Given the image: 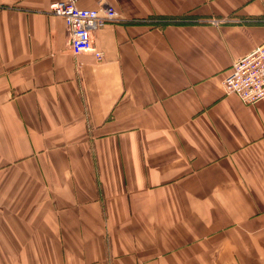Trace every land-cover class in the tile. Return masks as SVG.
<instances>
[{
  "label": "crops",
  "instance_id": "0c3cea01",
  "mask_svg": "<svg viewBox=\"0 0 264 264\" xmlns=\"http://www.w3.org/2000/svg\"><path fill=\"white\" fill-rule=\"evenodd\" d=\"M63 1L0 0V264H264V0H80L101 62Z\"/></svg>",
  "mask_w": 264,
  "mask_h": 264
},
{
  "label": "built area",
  "instance_id": "2783aa9c",
  "mask_svg": "<svg viewBox=\"0 0 264 264\" xmlns=\"http://www.w3.org/2000/svg\"><path fill=\"white\" fill-rule=\"evenodd\" d=\"M80 0H66L50 5V14L64 20L70 36L73 54L81 56L93 53L98 61L104 56L94 45V34L121 21V16L111 7L87 10L79 7ZM218 24L217 21L213 22ZM226 95H235L247 105H255L264 99V44L249 54L235 60L231 73L222 83Z\"/></svg>",
  "mask_w": 264,
  "mask_h": 264
}]
</instances>
